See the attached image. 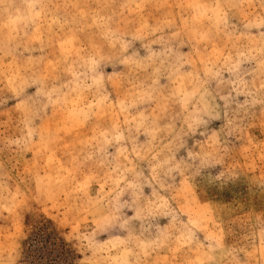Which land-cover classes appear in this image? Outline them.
<instances>
[{"label": "rangeland", "instance_id": "1", "mask_svg": "<svg viewBox=\"0 0 264 264\" xmlns=\"http://www.w3.org/2000/svg\"><path fill=\"white\" fill-rule=\"evenodd\" d=\"M0 264H264V0H0Z\"/></svg>", "mask_w": 264, "mask_h": 264}, {"label": "snow or ice", "instance_id": "2", "mask_svg": "<svg viewBox=\"0 0 264 264\" xmlns=\"http://www.w3.org/2000/svg\"><path fill=\"white\" fill-rule=\"evenodd\" d=\"M190 127H192V126L190 125Z\"/></svg>", "mask_w": 264, "mask_h": 264}]
</instances>
